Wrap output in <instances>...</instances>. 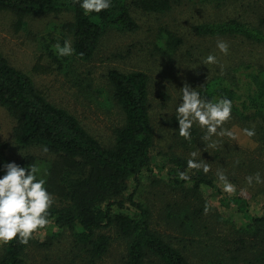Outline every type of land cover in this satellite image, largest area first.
I'll list each match as a JSON object with an SVG mask.
<instances>
[{"label":"rangeland","instance_id":"1","mask_svg":"<svg viewBox=\"0 0 264 264\" xmlns=\"http://www.w3.org/2000/svg\"><path fill=\"white\" fill-rule=\"evenodd\" d=\"M131 13L140 29L137 32L110 31L103 39L94 58L79 60L74 52L59 56L55 45L71 41L68 24L72 16L52 13L19 18L12 12L0 9V49L16 68L29 74L37 87L55 105L74 114L82 125L101 143H115V130L124 123V114L113 98L107 74L110 70L122 72L144 71L150 76L151 117L155 132L154 161L160 165L170 156L178 155L206 164L207 176L222 186L217 173L222 171L236 186L232 194L245 195L255 213L264 203V183L249 186L246 177L259 172L264 177V142L257 124L237 121L232 115L224 127L231 129L233 137H217L211 146L203 139L199 127L192 140L178 134L175 107L179 102V89L184 84L201 88L213 81H223L246 92L248 81L243 73L264 69V46L232 37H201L193 31L195 25L218 22L231 18L261 26L264 19V0H171L172 8L163 14L147 13L131 5ZM264 28V26L262 27ZM167 31L177 34L183 44L171 53L166 47ZM229 45L227 55L216 47L218 41ZM73 47V45H72ZM209 53L217 56L218 63L203 65ZM201 94V93H200ZM245 123V124H243ZM15 121L0 106V162L20 163L31 153L45 161L38 171L47 168L52 155L39 148L22 149L14 139ZM255 126V136L243 135L242 129ZM192 143V144H190ZM203 170L202 168H199ZM136 201L151 212L154 230L175 247L181 249L192 264H264L257 248L258 242L247 238V245L237 250L239 232L244 223L242 215L233 207L219 209L212 198L211 207L199 219L192 211L200 207L191 190H174L167 181L152 183L145 178L135 190ZM126 193L123 200L125 204ZM202 197L210 199V190L202 186ZM220 217V218H219ZM111 236L109 252L96 262L83 247L75 244L71 232L54 228L36 234V242L26 251V264H124L128 242L113 226L102 231ZM51 242L49 246L39 243ZM5 244H0V255ZM263 259V260H262Z\"/></svg>","mask_w":264,"mask_h":264},{"label":"trees","instance_id":"2","mask_svg":"<svg viewBox=\"0 0 264 264\" xmlns=\"http://www.w3.org/2000/svg\"><path fill=\"white\" fill-rule=\"evenodd\" d=\"M131 5L147 13L163 14L172 8L171 0H133ZM0 9L19 18L46 14L67 13L72 16L68 24L74 55L82 61L94 58L102 39L113 30L137 32L139 24L131 13L128 0H112L110 8L100 13L85 14L75 0H0ZM264 19L261 26L231 18L207 22L193 27L201 37H232L264 46ZM183 39L167 31L166 47L175 53ZM248 81L246 92L217 80L205 84L201 96L215 99L228 96L233 101L232 116L239 122L257 124L264 142V69L243 73ZM107 79L113 98L124 114V123L115 130V143L104 145L93 136L80 120L41 93L33 78L13 66L0 49V106L15 121V142L24 150L39 148L49 155L47 168L38 171L45 187L51 193L53 204L49 209V224L34 232L27 244L13 241L5 244L0 264H26V251L36 242V234L54 228L71 232L75 244L90 254L91 260H101L110 250L111 236L102 231L113 226L128 242L124 264H192L185 253L167 241L151 224V212L136 201L135 190L145 178L152 183L167 181L174 190H191L200 205L192 211L199 219L216 199L218 209L235 208L244 223L239 232L237 250L247 245V238L264 247V203L255 213L250 200L242 194L225 193L222 186L201 169L188 168L187 159L178 155L169 157L160 165L154 161L155 132L151 117L150 76L144 71L122 72L110 70ZM173 118L174 123L178 121ZM243 123V124H245ZM195 128L187 140L197 136ZM190 143V144H192ZM31 153L25 154L21 167L44 162ZM0 162V177L5 174ZM187 171L189 179L179 176ZM202 186L210 190V199L202 197ZM128 192L127 202L123 200ZM219 205V207H218ZM220 218V217H219ZM49 246L51 242L39 243ZM264 258V251L261 254ZM263 260V259H262Z\"/></svg>","mask_w":264,"mask_h":264},{"label":"clouds","instance_id":"3","mask_svg":"<svg viewBox=\"0 0 264 264\" xmlns=\"http://www.w3.org/2000/svg\"><path fill=\"white\" fill-rule=\"evenodd\" d=\"M83 12L87 14L100 13L111 7L112 0H75ZM220 53L229 52L226 41L216 44ZM57 55L70 56L74 52L71 41L66 39L61 45H55ZM217 56L209 53L203 58V65L217 64ZM180 98L175 107L176 120L178 121V134L190 138L193 127L201 128L205 135L204 140L211 146L218 143L217 137H233L235 133L224 124L230 120L233 110V101L228 96L209 99L201 96L197 88L184 84L179 89ZM246 137L255 136V126L242 129ZM188 168H202L205 173L209 171L206 164H201L193 159L187 161ZM5 174L0 177V244H8L14 239L27 244L35 231L43 229L49 224V209L53 204L51 193L45 187V179L38 178L36 165L21 167L15 162L4 165ZM181 179H189L187 171H180ZM218 180L222 183L225 193H232L236 186L231 183L224 172L217 173ZM246 182L249 186L255 183H264V177L259 172L248 175Z\"/></svg>","mask_w":264,"mask_h":264}]
</instances>
